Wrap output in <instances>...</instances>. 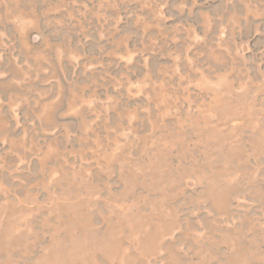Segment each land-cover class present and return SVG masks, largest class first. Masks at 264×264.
Wrapping results in <instances>:
<instances>
[{"label": "rangeland", "instance_id": "1", "mask_svg": "<svg viewBox=\"0 0 264 264\" xmlns=\"http://www.w3.org/2000/svg\"><path fill=\"white\" fill-rule=\"evenodd\" d=\"M0 264H264V0H0Z\"/></svg>", "mask_w": 264, "mask_h": 264}]
</instances>
